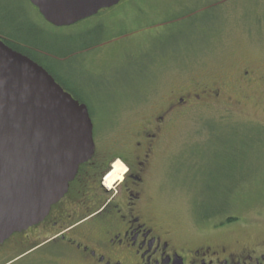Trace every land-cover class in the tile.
<instances>
[{"label":"rangeland","instance_id":"obj_1","mask_svg":"<svg viewBox=\"0 0 264 264\" xmlns=\"http://www.w3.org/2000/svg\"><path fill=\"white\" fill-rule=\"evenodd\" d=\"M16 20L36 26L32 41L57 54L44 62L102 117L220 87L212 101L190 95L166 129L153 209L194 240L237 217L236 239L264 242V0H124L65 27L29 0H0V30L15 33Z\"/></svg>","mask_w":264,"mask_h":264},{"label":"flooded vegetation","instance_id":"obj_2","mask_svg":"<svg viewBox=\"0 0 264 264\" xmlns=\"http://www.w3.org/2000/svg\"><path fill=\"white\" fill-rule=\"evenodd\" d=\"M242 72L243 81L253 73ZM220 92L204 87L197 94L172 96L150 113L140 112L143 106L136 114L124 113L141 102L116 107L110 117L88 108L94 155L79 166L67 193L42 222L0 242V264H264V242L236 239L239 231L231 223L194 240L192 232L153 209L151 192L163 176L158 148L166 129L192 108L190 95L212 101ZM110 131L116 136L106 134Z\"/></svg>","mask_w":264,"mask_h":264},{"label":"water","instance_id":"obj_3","mask_svg":"<svg viewBox=\"0 0 264 264\" xmlns=\"http://www.w3.org/2000/svg\"><path fill=\"white\" fill-rule=\"evenodd\" d=\"M29 1L65 27L122 0ZM94 153L88 106L0 38V242L42 222Z\"/></svg>","mask_w":264,"mask_h":264},{"label":"trees","instance_id":"obj_4","mask_svg":"<svg viewBox=\"0 0 264 264\" xmlns=\"http://www.w3.org/2000/svg\"><path fill=\"white\" fill-rule=\"evenodd\" d=\"M18 23V24H17ZM15 27L16 32H6L4 30H0V38L3 39V41L13 48L14 50L21 52L22 54L30 57L40 65H42L45 69L51 73L55 79L64 87L66 91H69L76 99H78L80 102L84 103V100L81 98V96L77 95L72 91V89L65 84L57 75L53 72V70L44 62L46 59H53L52 57H56L57 54H54L53 52H50L47 48L39 45L36 41H32L31 35L38 34L37 28L35 25L30 24L27 22L19 23L17 20L15 21V24L12 23L11 27ZM62 57V56H59ZM184 156L182 155L178 162L175 164L178 172L177 175L179 176L180 173L182 174L181 170L184 169L185 160L183 159ZM183 159V161L181 160ZM172 180H175V177L173 176ZM219 213H216V215H221ZM215 215V216H216ZM237 217H229L225 222L220 223L221 225H224L226 223H230L233 221H236Z\"/></svg>","mask_w":264,"mask_h":264},{"label":"bare ground","instance_id":"obj_5","mask_svg":"<svg viewBox=\"0 0 264 264\" xmlns=\"http://www.w3.org/2000/svg\"><path fill=\"white\" fill-rule=\"evenodd\" d=\"M107 178H108V177H107ZM106 182H107V185L109 186V185H110V181H109V180L107 181V179H106Z\"/></svg>","mask_w":264,"mask_h":264}]
</instances>
